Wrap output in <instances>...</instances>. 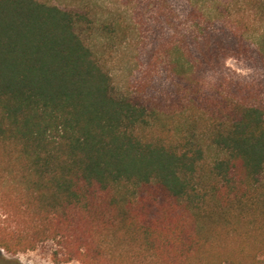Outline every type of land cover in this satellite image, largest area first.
I'll return each instance as SVG.
<instances>
[{
  "label": "trees",
  "instance_id": "obj_1",
  "mask_svg": "<svg viewBox=\"0 0 264 264\" xmlns=\"http://www.w3.org/2000/svg\"><path fill=\"white\" fill-rule=\"evenodd\" d=\"M85 20L0 0V264L44 245L56 263L264 264V104L209 79L246 37L195 19L163 45L164 92L119 96Z\"/></svg>",
  "mask_w": 264,
  "mask_h": 264
},
{
  "label": "rangeland",
  "instance_id": "obj_2",
  "mask_svg": "<svg viewBox=\"0 0 264 264\" xmlns=\"http://www.w3.org/2000/svg\"><path fill=\"white\" fill-rule=\"evenodd\" d=\"M83 13L79 31L101 65L111 74L119 96L146 89L164 92L169 73L161 61L163 45L178 40L193 21L228 25L250 44L248 54L231 55L211 84L226 78L258 93L264 104L263 0H41ZM191 9L196 16L189 15ZM164 26H166L164 28ZM154 55V56H151ZM20 264L56 263L49 246L11 254Z\"/></svg>",
  "mask_w": 264,
  "mask_h": 264
}]
</instances>
